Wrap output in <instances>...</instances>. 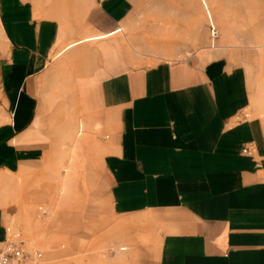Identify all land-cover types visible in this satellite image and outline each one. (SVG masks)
<instances>
[{
  "label": "crops",
  "instance_id": "obj_1",
  "mask_svg": "<svg viewBox=\"0 0 264 264\" xmlns=\"http://www.w3.org/2000/svg\"><path fill=\"white\" fill-rule=\"evenodd\" d=\"M135 4L0 0V184L45 159L53 131L74 137L84 121L104 133L109 212L127 243L116 263L264 264V113L251 75L222 56L127 69L111 38ZM5 227L0 207V249Z\"/></svg>",
  "mask_w": 264,
  "mask_h": 264
},
{
  "label": "rangeland",
  "instance_id": "obj_2",
  "mask_svg": "<svg viewBox=\"0 0 264 264\" xmlns=\"http://www.w3.org/2000/svg\"><path fill=\"white\" fill-rule=\"evenodd\" d=\"M210 1L211 14L206 15L200 0H136L112 44L124 49L127 69L194 56L201 61L226 58L251 75L250 89L261 111L250 107L244 113L255 117L258 111L264 113V0ZM211 27L216 31L214 48ZM220 45L243 49L221 50ZM90 46L86 53L96 55V45ZM3 51L0 40V56ZM76 120L79 123L78 116ZM79 125L74 137L76 129L53 131L45 159L27 174H12L0 184V207L6 226L19 230L29 246L44 254L43 264H118L115 256L127 243L119 242V227L109 212L108 183L97 148L104 133L90 131L84 121ZM79 136L84 142L79 143ZM90 140L95 145L88 147ZM76 153L78 162L73 163ZM57 156L62 160L55 161ZM70 168L71 180L58 197V176Z\"/></svg>",
  "mask_w": 264,
  "mask_h": 264
},
{
  "label": "built area",
  "instance_id": "obj_3",
  "mask_svg": "<svg viewBox=\"0 0 264 264\" xmlns=\"http://www.w3.org/2000/svg\"><path fill=\"white\" fill-rule=\"evenodd\" d=\"M210 36L214 39L216 31L213 27L210 30ZM243 152H249L246 145ZM6 239L0 249V264H42L41 255L35 246H29L19 230L6 226Z\"/></svg>",
  "mask_w": 264,
  "mask_h": 264
},
{
  "label": "bare ground",
  "instance_id": "obj_4",
  "mask_svg": "<svg viewBox=\"0 0 264 264\" xmlns=\"http://www.w3.org/2000/svg\"><path fill=\"white\" fill-rule=\"evenodd\" d=\"M203 9L205 10L206 15H210L211 14V10H210V6L209 3L206 0H200ZM118 30H121V28L117 29L116 31L118 32ZM107 47V46H106ZM117 49V48H116ZM200 52V51H199ZM109 53V52H108ZM257 60V59H256Z\"/></svg>",
  "mask_w": 264,
  "mask_h": 264
}]
</instances>
